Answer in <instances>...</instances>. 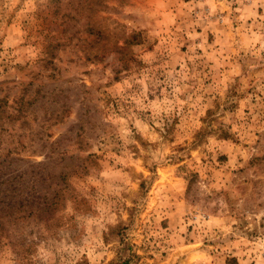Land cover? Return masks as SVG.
<instances>
[{
  "label": "rangeland",
  "instance_id": "1",
  "mask_svg": "<svg viewBox=\"0 0 264 264\" xmlns=\"http://www.w3.org/2000/svg\"><path fill=\"white\" fill-rule=\"evenodd\" d=\"M0 264H264V0H0Z\"/></svg>",
  "mask_w": 264,
  "mask_h": 264
}]
</instances>
